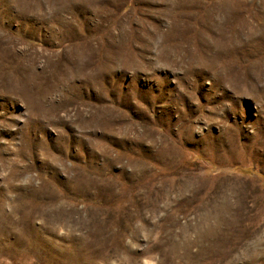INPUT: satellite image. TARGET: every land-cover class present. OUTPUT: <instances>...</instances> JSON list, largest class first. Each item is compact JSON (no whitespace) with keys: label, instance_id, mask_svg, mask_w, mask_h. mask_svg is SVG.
I'll list each match as a JSON object with an SVG mask.
<instances>
[{"label":"rangeland","instance_id":"obj_1","mask_svg":"<svg viewBox=\"0 0 264 264\" xmlns=\"http://www.w3.org/2000/svg\"><path fill=\"white\" fill-rule=\"evenodd\" d=\"M0 264H264V0H0Z\"/></svg>","mask_w":264,"mask_h":264}]
</instances>
